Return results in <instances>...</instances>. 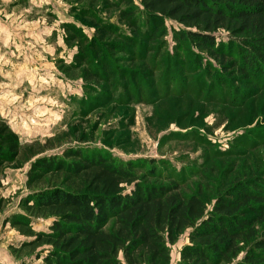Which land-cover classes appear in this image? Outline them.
<instances>
[{"label": "rangeland", "instance_id": "obj_1", "mask_svg": "<svg viewBox=\"0 0 264 264\" xmlns=\"http://www.w3.org/2000/svg\"><path fill=\"white\" fill-rule=\"evenodd\" d=\"M122 1L0 0V119L21 142L46 144L43 157L77 150L143 171L149 169L144 161L153 160L159 184L200 197L208 211L239 184L257 182L264 189V74L241 75L233 45L228 58L175 43V34L186 30L170 20H163L156 39H145L140 0H125L136 29L120 17L127 7ZM71 27L79 41L67 39ZM213 37L214 50L230 39L223 30ZM92 42L115 47L111 57L106 48L102 52L114 70L135 77L132 96L121 74L113 78L116 91L88 81L87 66L95 68L96 61L77 68L81 43L88 54ZM32 162L0 176V264L25 259L11 251L23 239L6 221L21 214ZM39 223L41 229L48 225ZM190 232L168 245L167 264L179 262Z\"/></svg>", "mask_w": 264, "mask_h": 264}, {"label": "trees", "instance_id": "obj_2", "mask_svg": "<svg viewBox=\"0 0 264 264\" xmlns=\"http://www.w3.org/2000/svg\"><path fill=\"white\" fill-rule=\"evenodd\" d=\"M122 4L127 7L120 17L136 29L131 5L125 0ZM140 6L145 39H156L164 30L163 20H170L186 30L175 34V43H194L228 58H233L228 46L233 45L241 75L264 74V0H140ZM219 30L230 39L214 50L213 34ZM67 34V39L79 41L73 27ZM93 43V52L86 51L90 59L81 43L77 68L96 61L95 68L87 66L88 81L116 91L113 78L121 74L123 89L132 96L131 88L138 87L135 77L114 70L102 52L106 48L111 57L115 47ZM46 148L21 142L0 119V176L5 168L33 161L21 214L6 221L23 239L10 248L25 258L20 264H167L168 245L187 229L188 244L177 264H264V189L259 183L233 187L208 211L200 197L181 195L177 185L159 184L153 160L144 161L149 169L143 171L130 162L77 150L43 157ZM110 220L113 228L106 231ZM39 222L48 225L41 229Z\"/></svg>", "mask_w": 264, "mask_h": 264}]
</instances>
